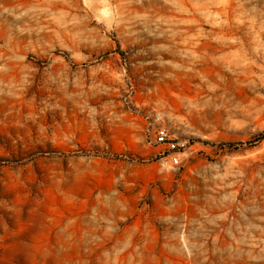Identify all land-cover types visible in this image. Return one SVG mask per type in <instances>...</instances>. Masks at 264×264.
I'll use <instances>...</instances> for the list:
<instances>
[{"label":"rangeland","instance_id":"rangeland-1","mask_svg":"<svg viewBox=\"0 0 264 264\" xmlns=\"http://www.w3.org/2000/svg\"><path fill=\"white\" fill-rule=\"evenodd\" d=\"M0 264H264V0H0Z\"/></svg>","mask_w":264,"mask_h":264},{"label":"built area","instance_id":"built-area-1","mask_svg":"<svg viewBox=\"0 0 264 264\" xmlns=\"http://www.w3.org/2000/svg\"><path fill=\"white\" fill-rule=\"evenodd\" d=\"M154 144H156V145L166 144L167 146L170 147L171 150H173V153L169 157L168 161H164V163H163L164 166L177 165L178 164L177 157L174 154V150L176 149V145L174 143L168 142V132H167L166 128L161 127V128L156 130L155 135H154Z\"/></svg>","mask_w":264,"mask_h":264},{"label":"trees","instance_id":"trees-1","mask_svg":"<svg viewBox=\"0 0 264 264\" xmlns=\"http://www.w3.org/2000/svg\"><path fill=\"white\" fill-rule=\"evenodd\" d=\"M228 148H231V147H233L234 145H232V144H227L226 145Z\"/></svg>","mask_w":264,"mask_h":264}]
</instances>
